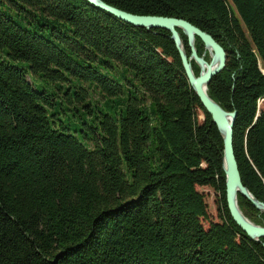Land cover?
<instances>
[{
    "label": "trees",
    "instance_id": "16d2710c",
    "mask_svg": "<svg viewBox=\"0 0 264 264\" xmlns=\"http://www.w3.org/2000/svg\"><path fill=\"white\" fill-rule=\"evenodd\" d=\"M102 1L185 19L224 48L207 92L236 112L241 180L264 202V0ZM222 145L168 30L86 0H0V264H264V238L228 212ZM197 186L220 196L207 227Z\"/></svg>",
    "mask_w": 264,
    "mask_h": 264
},
{
    "label": "water",
    "instance_id": "95a60500",
    "mask_svg": "<svg viewBox=\"0 0 264 264\" xmlns=\"http://www.w3.org/2000/svg\"><path fill=\"white\" fill-rule=\"evenodd\" d=\"M86 1L134 26L146 29L161 28L171 33V38L179 53L185 75L205 111L211 116L212 121L216 124L222 136V168L225 174V198L230 216L239 228L250 238L257 239L259 237H264V226L255 224L247 219L240 211L237 202V194L239 193L251 201L256 208L264 211V203L258 201L243 185L241 180L233 149V125L236 112L225 110L207 93V86L212 76L220 72L225 66L227 55L224 48L210 34L185 19L169 16L133 14L109 5L102 0ZM177 29L182 30L188 38V45L191 52L189 57L185 52ZM195 36L201 39L205 50H208L210 53L209 61H206L203 56H198L197 50L194 47ZM191 59L199 66L200 71L198 75H195L193 72L190 63Z\"/></svg>",
    "mask_w": 264,
    "mask_h": 264
},
{
    "label": "rangeland",
    "instance_id": "374dc122",
    "mask_svg": "<svg viewBox=\"0 0 264 264\" xmlns=\"http://www.w3.org/2000/svg\"><path fill=\"white\" fill-rule=\"evenodd\" d=\"M89 3V2H88ZM92 5V4H91ZM110 5V4H109ZM113 16V15H112ZM115 17V16H114ZM120 20V19H119ZM132 25V24H131ZM139 27V26H138ZM146 29V28H145ZM151 29H153V28H151ZM148 30H150V29H148ZM178 30V33H179V35H180V32H182V30H180V29H177ZM183 33V32H182ZM171 34V33H170ZM184 34V33H183ZM185 35V34H184ZM186 36V35H185ZM180 38H181V36H180ZM186 38H187V36H186ZM196 38H197V36H195V39H194V47L196 48V46H195V40H196ZM173 40V39H172ZM201 40V39H200ZM181 41H182V39H181ZM202 42V41H201ZM187 44H188V38H187ZM182 45L184 46V44H183V42H182ZM202 45H203V42H202ZM189 46V45H188ZM176 47V46H175ZM184 49H185V47H184ZM189 49H190V47H189ZM197 50V49H196ZM205 51V52H204ZM185 52H186V49H185ZM226 52V51H225ZM191 53V52H190ZM190 53L189 54H187V52H186V54H187V56L189 57L190 56ZM198 54V53H197ZM205 55H207L208 57L207 58H205ZM227 55V54H226ZM198 56H203V58L206 60V61H209L210 60V53L208 52V50H205V47H204V45H203V51H202V53L199 55L198 54ZM227 59V58H226ZM181 60V59H180ZM192 61L196 64V66L198 67V69H199V66L197 65V63L193 60V59H191L190 60V63H191V66H192ZM226 63V62H225ZM182 64V63H181ZM183 67V66H182ZM116 69L117 70H121V67L118 65V66H116ZM116 69H114V71H116ZM192 69H193V67H192ZM184 70V69H183ZM199 71H200V69H199ZM199 71H198V74H199ZM193 72H194V70H193ZM185 73V72H184ZM219 73V72H218ZM195 74V73H194ZM197 74V75H198ZM196 75V74H195ZM35 76V75H34ZM128 76H130L129 74H128ZM36 77V76H35ZM213 77V76H212ZM187 78V77H186ZM188 80V79H187ZM189 82V81H188ZM210 82V81H209ZM190 84V83H189ZM191 86V85H190ZM85 87H86V84H85ZM192 88V87H191ZM194 91V90H193ZM195 93V92H194ZM208 93V92H207ZM209 95V94H208ZM93 98L95 99V100H98V101H102L103 100V98H102V96H101V93H99L98 91H96V93H94L93 94ZM218 103V102H217ZM219 104V103H218ZM220 105V104H219ZM264 109V98L263 99H259L258 100V103H257V111H256V116L257 115H259V113L261 112V110H263ZM226 110V109H225ZM228 111V110H227ZM203 115H202V113L201 112H199L198 113V120L199 121H202L203 120ZM212 119V118H211ZM215 124V123H214ZM216 125V124H215ZM217 127V126H216ZM218 129V128H217ZM219 131V130H218ZM220 133V132H219ZM221 135V134H220ZM221 138H222V136H221ZM222 143H223V140H222ZM223 146V145H222ZM222 157H223V148H222ZM224 172V171H223ZM224 176H225V174H224ZM244 185V184H243ZM246 187V186H245ZM247 188V187H246ZM248 189V188H247ZM197 190L199 191V192H202L203 194H204V200H205V202L207 203V211H208V215H209V218H207V220H205V221H203V225H204V227H207L208 225H209V221L210 220H212V221H219V217H218V214H219V205H220V196H219V193L218 192H216L213 188H211V187H209V186H197ZM249 191V190H248ZM250 192V191H249ZM251 193V192H250ZM252 194V193H251ZM253 195V194H252ZM254 196V195H253ZM255 197V196H254ZM246 198V197H245ZM256 198V197H255ZM226 199V198H225ZM258 200V199H257ZM258 201H260V200H258ZM237 202H238V200H237ZM262 202V201H261ZM250 203H251V201H250ZM264 203V202H263ZM227 204V203H226ZM252 204V203H251ZM239 206V205H238ZM252 206L254 207V208H256L253 204H252ZM228 208V207H227ZM240 208V207H239ZM258 211H260V212H263L264 213V211L263 210H260V209H258V208H256ZM240 211L244 214V216L247 218V219H249V217L244 213V211L240 208ZM228 212H229V210H228ZM230 214V213H229ZM232 218V217H231ZM233 220V219H232ZM250 220V219H249ZM250 221H252V220H250ZM253 222V221H252ZM253 223H255V222H253ZM255 224H258V225H261V226H264V222H262V223H255ZM238 226V225H237ZM239 227V226H238ZM241 229V228H240ZM245 233V232H244ZM246 234V233H245ZM247 235V234H246ZM260 238H264V237H259V238H257V239H253V238H251V239H253V240H259Z\"/></svg>",
    "mask_w": 264,
    "mask_h": 264
}]
</instances>
